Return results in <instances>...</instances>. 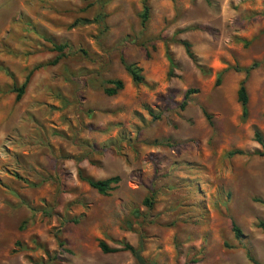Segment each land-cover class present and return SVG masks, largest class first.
<instances>
[{
    "label": "rangeland",
    "instance_id": "374dc122",
    "mask_svg": "<svg viewBox=\"0 0 264 264\" xmlns=\"http://www.w3.org/2000/svg\"><path fill=\"white\" fill-rule=\"evenodd\" d=\"M263 61L264 0H0V264H264Z\"/></svg>",
    "mask_w": 264,
    "mask_h": 264
},
{
    "label": "trees",
    "instance_id": "16d2710c",
    "mask_svg": "<svg viewBox=\"0 0 264 264\" xmlns=\"http://www.w3.org/2000/svg\"><path fill=\"white\" fill-rule=\"evenodd\" d=\"M146 15H147V9H146V7H143V12L141 14L142 22H144L146 20V17H147ZM95 21H97V19L93 20L92 22H88L86 20H81V21H79V23L80 24H89V23H94ZM74 25H76V24H74ZM182 46L184 47V51H185L186 56L193 62L194 59H193L192 54L189 51L188 45L183 43ZM64 48H65L64 45L53 46V49L56 52H61ZM263 63H264V61H263ZM259 65H260V63H252L249 67H247L245 69L233 68V71L242 72L246 76L249 71L258 68ZM169 66L171 67V63H169ZM263 69H264V66H263ZM124 70L128 74V76L130 77L131 82L133 84H139L140 83L141 78L138 75L139 70H137L134 66H124ZM26 83H27V79H25V81L21 84V86L15 90V93H16L15 94V100L16 101L19 100L20 96L22 95L23 90L26 86ZM215 83H216V85L219 83V77L216 78ZM106 85L109 87L104 88L102 90V93L106 96H113L118 91H120L122 89V84L119 81H107ZM190 93H193V92L187 91L185 93V97H187ZM236 99H237V102L240 106L241 117L244 118L246 116L247 97H246V93H245V90L243 87V82H240V84L238 86V89L236 91ZM256 141L258 142V144H261L260 139L257 136H256ZM235 154H239V152L228 153V156H232ZM261 156H264V151L261 152ZM84 181L90 189L94 190L99 195L105 196L117 186V184L119 183V178L118 177H110V178H107V179L101 180V181H91V180H84ZM257 227L259 229H261L262 232L264 233V224L263 223H258ZM230 230H231V233H232L234 239L237 240L240 238L241 234H240L239 230L237 229V227L233 223H231ZM98 249L100 250V252L102 254H112V253H116L119 251L128 252L129 255L133 258L135 264H145L143 259L139 256V250H135L128 245H124L121 249H108L104 244L99 243ZM245 257L250 264H258L256 261L253 260V258L250 256V254L248 252H246Z\"/></svg>",
    "mask_w": 264,
    "mask_h": 264
}]
</instances>
